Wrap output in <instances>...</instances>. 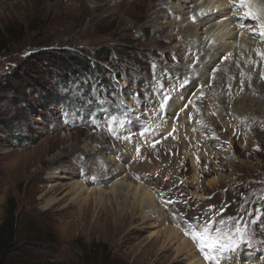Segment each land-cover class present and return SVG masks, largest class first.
<instances>
[{"label":"rangeland","instance_id":"374dc122","mask_svg":"<svg viewBox=\"0 0 264 264\" xmlns=\"http://www.w3.org/2000/svg\"><path fill=\"white\" fill-rule=\"evenodd\" d=\"M163 1L165 7L157 13L159 0H0V31L6 27L17 28L15 39L6 50L0 51V222L10 207L15 208L17 220L15 246L9 252L7 264L37 260L85 264L96 245L107 248L113 260L111 264H188L193 257L191 250L204 264H213L205 260L185 231L199 230L214 216L226 219L244 215L247 218L248 211L259 215L256 208L262 205L256 198L249 200L243 212L240 206L244 204L241 193L245 197L252 192L264 195V130L259 128L264 120L258 118L254 131L235 132L234 126L221 124L222 120L230 118L227 112L217 115L208 100V106L201 103L204 94L211 99L210 84L219 81L222 65L228 67L229 63L235 67L249 60L247 63L253 72L264 77L261 74L264 60L256 54L254 57L251 51L253 47L264 53V44L256 41L257 34L242 31L258 26L244 18L235 0ZM257 4H264V0H258ZM208 15L209 19L205 17ZM204 17V23L196 26ZM151 27L165 29L157 36ZM238 31L251 43L246 50L239 48V39L238 42L230 39L239 35ZM261 37L264 41V35ZM218 46L223 47V52L214 50ZM63 48L75 51L79 57L91 55L89 62L93 69H96L93 53L111 49L107 59L99 62L106 73L96 70L97 79L92 81L91 71L82 69L75 80L63 85L55 76L50 77L51 66H55L48 63L52 58H48L49 51ZM202 50H208L207 57H203ZM216 52L219 53L215 57H220L219 61L213 58L214 67L208 58ZM110 54H115L116 58ZM200 58L204 65L199 67L207 68V73L203 70L204 73L199 71L201 75L194 74ZM221 62L223 64L219 65ZM153 64H157L155 76ZM108 71L116 75V81ZM237 75L233 71L228 81L240 86V81L235 80ZM187 79H191V83L182 87ZM161 86L174 97V111L167 114L158 108L160 97L155 91ZM134 93H139L138 98L132 95ZM190 97L197 101L192 105L197 110L191 107ZM97 98L106 101L103 108L107 113L100 111V105L95 103ZM233 104L228 111L236 118L231 111ZM185 105L186 110L191 107L188 118L182 116L184 123H181L176 113L174 120L172 114L185 110ZM128 107L134 111L129 112ZM247 110L244 112L261 117L259 113H264V106L257 100ZM92 111L98 113L95 123L89 119ZM193 112L199 113L200 119H196ZM112 115L118 119L109 131L107 120ZM171 117L175 122L172 129L166 125H170ZM9 120L14 124L16 137L3 124ZM121 120L126 122L121 125ZM137 123L141 125L139 130H136ZM219 124L222 131L226 130L218 136L212 126L218 129ZM167 127L170 130H165ZM131 129L134 133L127 139L126 134ZM203 135L212 136L214 140L201 137ZM215 143L219 145L217 148ZM256 146L259 151L254 150ZM98 161L112 165V172L118 170V174L127 176L134 184L147 186V189L143 187L155 197L152 198L159 203L160 211L145 208V211L137 209L131 213L128 210L120 214L123 207H130L132 203L129 197L123 203V186L116 190L117 197L107 195L112 185L128 180L116 179L118 174L112 178L108 169L111 178L99 182L106 170L97 165ZM130 175L136 177V181ZM79 181L85 191L75 195L71 188L73 185L76 188ZM248 181L254 183H246ZM100 185L105 191L97 204L91 188ZM87 194L88 198L83 200ZM166 201L175 202L166 205ZM224 205L228 207L220 214ZM158 212L163 214L164 220L159 218ZM166 225L177 228L189 241V248L178 253L176 236L167 241L161 232ZM216 226L213 225V230ZM254 230L252 243L242 245L230 262L225 259L222 264H264V231L259 227Z\"/></svg>","mask_w":264,"mask_h":264},{"label":"bare ground","instance_id":"6f19581e","mask_svg":"<svg viewBox=\"0 0 264 264\" xmlns=\"http://www.w3.org/2000/svg\"><path fill=\"white\" fill-rule=\"evenodd\" d=\"M257 1L258 0H255V3L257 4ZM162 2H164L163 0H159V2L157 3V5H156V8L158 9V11H155V12H157V13H159V11L161 10V9H163L164 7H163V4H162ZM222 2V1H221ZM223 3V2H222ZM219 4H221L220 3V1H219ZM222 5V4H221ZM258 5V4H257ZM154 7V6H153ZM242 9V8H241ZM219 13V11H217V14ZM244 13V9H242V13L241 14H243ZM155 14V13H154ZM157 16V15H156ZM209 16V15H208ZM211 16V15H210ZM244 16V15H243ZM214 17V16H213ZM207 19H208V17H206ZM244 18H246L247 20H249V21H254L256 24H257V26H258V28L257 27H254V25H253V28H251V31L249 30H247L246 28H244V30H242L243 32H245V33H247V34H257V38H259V39H257L256 38V41H259V42H261V45H262V43L264 44V41H263V38L261 37L262 35V33H260V34H258L259 32H262V31H264V29H261L260 28V23H261V21H258V20H252L250 17H247V16H244ZM154 19V18H153ZM152 19V20H153ZM204 20H205V17L204 18H202V19H200V20H198L197 21V24H196V26H200V25H202L203 23H204ZM243 20V19H242ZM228 23H229V21H227ZM253 22V23H254ZM227 23V24H228ZM240 23H242V22H240ZM248 23H250V22H248ZM254 23V24H255ZM163 26V25H162ZM256 26V25H255ZM164 27H166V26H164ZM164 27H161V30H159V29H154V28H152L154 31H153V33L154 34H157V36H159V34L165 29ZM221 27V26H220ZM237 26H235L234 27V30L235 29H237L236 28ZM248 27V26H247ZM223 28H225V27H223ZM239 29V28H238ZM247 31H246V30ZM250 29V28H249ZM149 30V29H148ZM147 30V31H148ZM220 30V29H219ZM254 30V31H253ZM147 31H146V33H147ZM239 32V31H238ZM238 32H236V33H238ZM225 33H226V31H225ZM150 34V33H149ZM166 34V33H165ZM243 34H242V32H239V35H235L234 36V38H230V39H235L236 41H237V39H239V42H240V47L239 48H241V49H243V50H246L250 45L249 44H251L250 42H249V40L246 38V37H244V36H242ZM164 36V35H163ZM171 36V35H170ZM253 36V35H252ZM151 37V36H150ZM167 37V36H166ZM179 37H181V36H179ZM255 37V36H254ZM250 38V37H249ZM154 39V38H153ZM161 39V38H160ZM166 39V38H165ZM172 39V38H171ZM219 39V38H218ZM229 39V37H228V39L227 40H230ZM168 40V39H167ZM184 40H185V38H184ZM164 41H166V40H164ZM176 41V40H175ZM159 42V41H158ZM215 42V41H214ZM238 42V41H237ZM162 43V42H161ZM180 43V42H179ZM254 45V44H253ZM181 46V45H180ZM252 46V45H251ZM161 47V46H160ZM180 48V47H179ZM185 48V47H184ZM237 47H235V49H236ZM252 48V49H251ZM251 48H249V52H253L252 54H253V56L256 54V55H258L260 58H261V60L263 61L264 60V58H263V55H264V53L262 52L261 53V51L260 50H258L257 48H253V47H251ZM142 49V48H141ZM140 49V50H141ZM186 49V48H185ZM205 49V48H204ZM220 49V51H221V49L223 50V47L222 46H218L217 48H215L214 50L216 51V50H219ZM224 49H228L227 47H224ZM235 49H234V52H235ZM250 49H251V51H250ZM254 49V50H253ZM162 50V49H161ZM167 50V49H166ZM169 50V49H168ZM188 50V49H187ZM209 50V49H208ZM208 50H207V52H204V51H206V50H202V52L203 53H205V54H202L203 55V57L205 58V57H207V55H208ZM236 50H238V49H236ZM153 51V50H152ZM163 51V50H162ZM221 52H223V51H221ZM228 52V51H227ZM154 53V52H153ZM160 53V52H159ZM162 53V52H161ZM219 52H216V53H211V57L210 58H208L209 59V62H210V64H212L214 61V59H219V57L220 56H217V57H215L217 54H218ZM243 53V52H242ZM246 53H248V52H246ZM149 55H150V53H149ZM152 55V54H151ZM177 55V54H176ZM187 55V54H186ZM188 55H190V54H188ZM194 55V54H193ZM192 55V56H193ZM232 55V54H231ZM244 56H245V51H244V54H243ZM255 55V56H256ZM156 56H157V54H156ZM168 56V55H167ZM200 56V55H199ZM254 56V57H255ZM154 57V56H153ZM161 57V56H160ZM179 57V56H178ZM188 57V56H187ZM197 57V56H196ZM215 57V58H214ZM245 57H247V55L245 56ZM259 57H257V58H259ZM176 58V57H175ZM181 58V57H180ZM214 58V59H213ZM226 58V57H225ZM244 58V57H243ZM249 58V57H248ZM247 58V59H248ZM152 59V58H151ZM166 59V58H165ZM195 59V58H194ZM193 59V60H194ZM232 59V58H231ZM240 59V58H239ZM253 59V58H252ZM177 60V59H176ZM183 60V59H182ZM181 60V61H182ZM197 60V59H196ZM216 60V61H217ZM251 60V59H250ZM256 60V59H255ZM161 61V60H160ZM219 61V60H218ZM217 61V62H218ZM228 61V60H227ZM249 61V60H248ZM247 61V62H248ZM151 62V61H150ZM175 62V61H174ZM178 62V61H177ZM243 62V61H242ZM246 61L242 64L241 63V65H239L238 64V62H237V64L239 65V66H233V65H229V63H228V67L226 66V65H222L223 63L221 62V63H219V65H222L221 67H220V69H219V72H220V74H219V81L218 80H214V81H212L213 82V84H210L211 85V99L209 98H206V95L204 94V97L203 98H201V103H203V104H207V102L209 101V103L211 104V106H213V109H214V111H215V113L217 114V115H219L218 113L219 112H227L229 115H230V118L229 119H227V120H222L221 121V124L224 126V127H226V126H228L229 125V127H232V126H234V130H235V132H245L246 130H249L250 132L251 131H254V124H255V122L258 120V118H262L263 120H264V113H259V114H261L262 116L261 117H259V116H257L258 114H255V113H252V112H250V113H247V112H244L245 110H247V108L250 106V105H252V103H255V102H257V100L260 102V106H264V77L262 78V77H260V75L259 74H257L256 72H253V70H252V68L251 67H249V64L247 63ZM255 62V61H254ZM259 62V61H258ZM176 63V62H175ZM196 63V62H195ZM249 63H250V61H249ZM260 63V62H259ZM183 64H185V62L183 63ZM191 65H192V63H190ZM214 64V63H213ZM212 64V66H214ZM263 64H264V61H263ZM157 65V64H156ZM181 65V64H180ZM179 65V66H180ZM195 65V64H194ZM199 65H204V61L203 60H201V58L200 59H198V64H197V66H195L194 67V74H196V73H199V71H206V69L204 68V66L202 67V68H200L199 67ZM234 65H236V63L234 64ZM253 65L255 66V64L253 63ZM253 65H251V66H253ZM153 66V65H152ZM184 66V65H183ZM230 66V67H229ZM253 66V67H254ZM158 67V66H157ZM214 67H216V66H214ZM186 68V67H185ZM192 68V67H191ZM210 69V68H209ZM254 69V68H253ZM163 70H165V69H163ZM168 70V69H167ZM175 70V69H174ZM190 70V69H189ZM214 70V69H213ZM179 72H181V70H178ZM186 71V70H185ZM204 71H203V73H204ZM212 71V70H211ZM233 71H236L237 72V77L235 78V80L236 81H240V86H238L237 84H236V82H231V81H228V78H229V76H230V74L233 72ZM160 72V71H159ZM159 72H157V74L159 73ZM187 72V71H186ZM202 73V74H203ZM206 73H207V71H206ZM218 73V72H217ZM179 74V73H178ZM200 74V73H199ZM199 74H197V75H199ZM261 74H264V65H263V70H262V73ZM150 75V74H149ZM192 75H193V73H192ZM201 75V74H200ZM241 75V76H240ZM157 76V75H156ZM189 76V75H188ZM203 76H204V74H203ZM202 76V77H203ZM199 77V80H200V76H198ZM156 79V78H155ZM203 79H205V78H203ZM202 79V80H203ZM217 79V78H216ZM171 80H173V79H171ZM177 80V79H176ZM188 80V79H187ZM211 80V79H210ZM223 80H225L226 82L224 83L223 82ZM179 81V80H178ZM182 81V80H181ZM193 81V80H192ZM204 81V80H203ZM207 81V80H206ZM154 83V82H153ZM177 83V82H176ZM182 83H183V81H182ZM197 83V82H196ZM209 83V82H208ZM211 83V82H210ZM157 84V83H156ZM169 84V83H168ZM173 84V83H172ZM178 84V83H177ZM190 84V83H189ZM176 85V84H175ZM198 85H200V84H198ZM158 86V85H157ZM164 86V85H163ZM182 86V85H181ZM175 88H177V87H175ZM195 88V87H194ZM200 88V87H199ZM202 88V87H201ZM165 89V88H164ZM168 89V88H167ZM174 89V88H173ZM178 89H179V87H178ZM177 89V90H178ZM191 89H193V88H191ZM204 89H205V87H204ZM197 90V89H196ZM206 90V89H205ZM208 90V89H207ZM173 91V90H172ZM195 91V90H194ZM193 91V92H194ZM198 91H200V89L198 90ZM155 92H157V91H155ZM178 92V91H177ZM176 92V93H177ZM185 92L186 91H184L183 92V94H185ZM206 92V91H205ZM209 92V91H208ZM227 92V93H226ZM175 93V92H174ZM175 93V94H176ZM180 93V92H179ZM192 93V92H191ZM195 93V92H194ZM196 93H198L197 91H196ZM155 94V93H154ZM193 94V93H192ZM177 95V94H176ZM180 95V94H179ZM187 95V94H186ZM208 95V94H207ZM155 96V95H154ZM153 96V97H154ZM158 96V95H157ZM178 96V95H177ZM180 96H182V95H180ZM184 96V95H183ZM182 96V97H183ZM193 96V95H192ZM191 96V97H192ZM194 96H196V94L194 95ZM193 96V97H194ZM202 96V95H201ZM251 96L253 97V98H251ZM179 97V96H178ZM177 97V98H178ZM189 98V100H191V107H193L194 109H196V107H194V106H192L193 104L195 105V104H197V101H192V98ZM247 97H250V99H247ZM258 97H261V98H258ZM158 98V97H157ZM180 98L181 97H179V99L178 100H180ZM186 98V97H185ZM203 99H205L206 101V103L204 102V101H202ZM183 100V99H182ZM181 100V101H182ZM208 100V101H207ZM174 102V101H173ZM199 102V101H198ZM185 103H187V100H186V102ZM188 103H190V102H188ZM201 103H200V109H201ZM232 103H234L233 104V106H232V108H233V110H231V111H234V113L237 115V117L235 118L234 116H232V114L228 111V108L232 105ZM199 104V103H198ZM183 105V104H182ZM184 106V105H183ZM182 106V107H183ZM206 106H208V105H206ZM182 107H180V109L182 108ZM191 107H188V110H186V107H185V110H182L181 109V111H178L177 112V110L175 111V113H173L172 114V116L174 117L175 116V114L177 113V115H176V117H178V119H177V121L179 120V118H180V120H181V117L182 116H184V119L185 118H188V116H189V112H190V108ZM159 108V107H158ZM177 109H179V107L177 108ZM179 109V110H180ZM207 109V108H206ZM212 109V110H213ZM231 109V108H230ZM197 110V109H196ZM208 110V109H207ZM225 110V111H224ZM241 110H243V111H241ZM168 111H173V110H171V109H169ZM248 112H249V110H247ZM155 113V112H154ZM164 113V112H163ZM208 113V112H207ZM212 113V112H211ZM226 113V116L228 115ZM221 114V113H220ZM158 115V114H157ZM169 115V114H168ZM160 116V114L158 115V117ZM193 116L196 118V119H200L199 118V113H198V115H197V113L195 114L194 112H193ZM216 116V115H215ZM257 116V117H256ZM229 117V116H228ZM163 118V117H162ZM165 118V117H164ZM163 118V119H164ZM216 118V117H215ZM234 119V120H231V119ZM166 119V118H165ZM169 119V118H168ZM217 119V118H216ZM222 119V118H221ZM223 119H225V118H223ZM158 120V119H157ZM161 120V119H160ZM171 121H170V125H168L167 123H166V125L169 127V128H171L172 129V127H174V123L172 122V121H174L175 120V117H174V120H172V117H171V119H170ZM212 120V119H211ZM186 121V123L187 122H189V121H187V120H185ZM159 122V121H158ZM180 122V121H179ZM233 122V123H232ZM155 123V122H154ZM163 123H164V121H163ZM178 123V122H177ZM181 123H184L183 122V120H181ZM165 124V123H164ZM179 124V123H178ZM228 124V125H227ZM153 125V124H152ZM159 126V125H158ZM157 126V127H158ZM201 126H203V125H201ZM222 126V127H223ZM128 127H129V125H128ZM163 127V126H162ZM165 127V126H164ZM167 127V129H165V130H170L169 128ZM179 127V126H178ZM198 127H199V125H198ZM176 128H177V124H176ZM201 128H203V127H201ZM221 126H220V124H219V126H218V129H215V128H213V126H212V129L214 130V133H215V135H222V134H224L225 132V130L224 131H222L221 129ZM261 130H264V125L262 126V127H259ZM164 129V128H163ZM179 129V128H178ZM181 129V128H180ZM188 129V128H187ZM152 130H154V128L152 129ZM205 130H208V129H204L203 128V131H205ZM216 130H218V132L216 131ZM189 131V130H188ZM199 131L200 132H202V130L200 129V127H199ZM209 131V130H208ZM229 131V130H228ZM152 132H154V131H152ZM190 132V131H189ZM249 132V133H250ZM155 133V132H154ZM174 133V132H173ZM182 133H184V132H182ZM177 134V133H176ZM191 134V133H190ZM232 134V131H231V133H230V135ZM254 134V133H253ZM233 135V134H232ZM155 136V135H154ZM157 136V135H156ZM160 136V135H159ZM179 136V135H178ZM201 137H204V138H207L208 140H210V139H212V140H214L213 138H212V136H210L209 138H208V136L207 135H203V136H201ZM159 138V137H158ZM223 138V137H222ZM163 139V138H162ZM224 139V138H223ZM155 140V139H154ZM167 140V139H166ZM229 140H230V137H229ZM165 141V140H164ZM225 141V140H224ZM233 142V141H232ZM168 142L166 141V144H167ZM191 143V142H190ZM199 143V142H198ZM223 143V142H222ZM231 144V143H230ZM230 144L228 145V146H230ZM159 145H160V143H159ZM170 145V144H169ZM193 145V144H192ZM200 145V144H199ZM226 145V144H225ZM232 145V144H231ZM153 146V145H152ZM195 146V145H194ZM205 146H207V145H205ZM217 146H219V145H217L216 143H215V147L217 148ZM177 147V146H176ZM210 147V146H209ZM232 147V146H231ZM150 148V147H149ZM152 148V147H151ZM161 148V147H160ZM163 148V147H162ZM196 148V147H195ZM200 148H201V146H200ZM213 148H214V146H213ZM157 149V148H156ZM204 149V148H203ZM89 151V150H88ZM150 153V152H149ZM60 157V155H58L57 157H55L54 159L56 160V159H58ZM62 157V156H61ZM117 164V163H116ZM97 165H99V167L100 168H103V169H105L106 171H105V173L103 174V175H100V177H99V182H101V180L102 179H109V178H111V175L110 174H108V169L110 170V172H111V174H112V178H114L115 177V175H117L118 174V170L117 171H113L112 172V169H113V166L112 165H110V164H107V163H103V162H101V161H98V164ZM81 166V165H80ZM114 170V169H113ZM91 172V171H90ZM134 172V171H133ZM132 175H134V174H132ZM132 175H130L131 176V178L134 180V181H136V177H134L135 175L137 176L138 175V173L137 174H135L134 176H132ZM80 176V175H79ZM78 176V177H79ZM140 176V175H139ZM126 178V180H128V181H124L123 180V182H120V183H118V184H115V185H112L111 186V193H109L108 195H107V197L108 198H110V197H117L118 195H119V193H117L116 192V190L118 189V187H120V186H123V190H122V195L124 196V200H123V203L125 202V201H127L129 198L131 199V205H130V207H123L122 208V210H121V212H120V214H122V213H124L125 211H130L131 213H133L134 211H136L137 209H141L142 211H145L146 209L145 208H148V210L149 209H151V211L152 210H154V211H160V209L158 208V206H160L159 205V203H157V201L155 200V202H154V200H153V198L152 197H154L153 195H151L146 189V187L147 186H145L144 184L142 185V184H140V183H138V184H140V185H138V184H134L131 180H129L128 179V177L127 176H122V175H120V174H118L117 176H116V179H118V180H120V179H122V178ZM82 178H83V175H82ZM115 179V180H116ZM83 183V182H82ZM76 184V183H75ZM84 184V183H83ZM77 185V187L76 188H74V185L72 186V188L71 189H73V193L75 194V195H80L83 191H85V189H84V187L82 186V184L80 183V181H79V183L78 184H76ZM146 188H144V187ZM92 189V193H93V195H94V199L96 200V201H98L97 202V204H99V202L100 201H102V199H103V196H102V194L104 193V191H105V189H103L102 187H101V185L100 186H98V187H94V188H91ZM125 189V190H124ZM90 196V195H89ZM129 197V198H128ZM88 198V194L85 196V197H83V200H86ZM155 198V197H154ZM129 202V201H128ZM120 203H122V201H120ZM156 211V212H157ZM155 212V213H156ZM126 213V212H125ZM129 213V212H128ZM152 213V212H151ZM159 213V212H158ZM130 214V213H129ZM145 214H147V213H145ZM135 215V214H134ZM151 215V214H150ZM159 215H161L160 213L158 214V216ZM132 216V215H131ZM126 217V216H125ZM129 217V216H128ZM146 217H148V216H146ZM162 218V220H164V216H163V214L161 215V216H159V218ZM168 217H170V215H168ZM131 218V217H130ZM136 218V217H135ZM128 219H126V221H127ZM140 220H141V218H140ZM172 219L170 218V219H168V221L171 223L172 221H171ZM168 226V227H167ZM164 229V228H163ZM160 232V231H159ZM161 232H163L164 233V236H165V239L168 241L169 239H172V237L173 236H176V238H177V240L179 241V243H178V245L175 247V249H176V251H178V253L179 252H181L182 250H183V248H185V247H187V248H189L188 246L190 245L189 244V241L186 239V238H184L183 236H181L179 233H178V230H177V228H174V227H170L169 225H166V228L163 230V231H161ZM161 235H163V234H161ZM161 238V237H160ZM161 239H163V238H161ZM157 241V240H156ZM173 241H175V240H173ZM164 243V242H163ZM171 243H172V241H171ZM191 243V242H190ZM191 249V248H190ZM183 252V251H182ZM191 252H192V256L193 257H191L190 258V260H189V263L188 264H204V262L202 261V259L200 258V257H198L197 256V254H193L194 253V251H192L191 250ZM200 258V259H199ZM202 261V262H201Z\"/></svg>","mask_w":264,"mask_h":264},{"label":"snow or ice","instance_id":"6c2138e0","mask_svg":"<svg viewBox=\"0 0 264 264\" xmlns=\"http://www.w3.org/2000/svg\"><path fill=\"white\" fill-rule=\"evenodd\" d=\"M235 4L239 8L244 9V16L250 17L253 20L261 21L259 26L261 29H264V4L257 5L255 3V0H235ZM262 35H264V31H262ZM152 67L153 75L155 76L156 65L153 64ZM262 76H264V74H262ZM189 83H191V79L185 80L182 87H186ZM117 87L120 86L117 85ZM121 91H123V89H121ZM113 95H115V93H113ZM132 95H135L138 98L139 93H134ZM157 95L160 97V111L165 112V114H167V111L169 109L174 111V97L170 91H164L163 86H161L157 90ZM92 102L93 100L90 97L88 101L89 107H91ZM105 102V100L99 98L95 100V103L100 105V111L107 113L108 110L103 108ZM185 107H187V105H185ZM128 111L131 112L134 110L128 107ZM64 115H66V113H64ZM97 117L98 113L96 111H92L89 114V119L93 123L96 122ZM117 119V116L113 115L110 119L107 120L109 131H112V124L116 122ZM138 119L139 117H137V120ZM125 122V120H121L120 124L123 125ZM128 122L135 123L136 121ZM97 127H100V125H97ZM140 127L141 125L137 123L136 130H139ZM141 135H143V132L141 133ZM126 138L131 139L132 133L128 132L126 134ZM254 150L259 151V146H256ZM246 183L254 182L248 181ZM225 191H227V189ZM241 198L244 200V204H241L240 206L241 212L244 211L251 198L258 199L262 205L261 207L256 208V212L259 213V215L254 214V212L252 211H248L247 218L244 215H238L235 217L229 216L226 219H220L218 216H214L211 218V220H206L204 225L201 226L199 230L193 229L191 231H185V235H189L191 237V239L195 242L197 248L204 255L205 260L212 261L213 264H222L225 259L230 262L231 257L238 254L242 245H250L252 243V240L256 235V232L254 230L255 228L259 227L261 231H264V195H257L255 192H252L249 197H245L244 194L241 193ZM174 202L175 201H166L165 203L167 205ZM227 207L228 205H224L220 209V214H223ZM210 208H214V206H210ZM214 224H217L218 226H216L213 230ZM189 227L193 228L192 225H189Z\"/></svg>","mask_w":264,"mask_h":264},{"label":"trees","instance_id":"16d2710c","mask_svg":"<svg viewBox=\"0 0 264 264\" xmlns=\"http://www.w3.org/2000/svg\"><path fill=\"white\" fill-rule=\"evenodd\" d=\"M16 29L17 28L15 27H6L4 31H0V51L6 50L7 45L10 44L15 39V33H17ZM110 52L111 49L104 48L93 53V57L95 58L94 62H96L95 65L93 64L94 67H96V69L95 68L93 69L91 68L89 62V59L91 60L92 58L91 55L81 53L83 55L79 57L80 54H77L75 51H72L69 48L68 49L63 48V50L61 49L56 52L50 50L48 54V58L50 57L52 58L49 59L48 63L55 66L54 68L53 66H51L54 70L52 68L50 69L51 70L50 73H52L50 77L55 76V78L60 80L61 83L65 85L66 82L75 80L76 76H79L81 74V70L83 69L85 70V72L86 70L87 72L91 71V73L94 75V77H92L93 78L92 81H95L97 79L96 75L98 74L96 70L100 69L101 72L106 73V71H104L105 69L102 68L101 70L99 62L106 60L107 55ZM110 55L116 58L115 54H110ZM113 60L116 61L115 59ZM107 74L113 76V74H111L110 71H108ZM3 124L8 129L10 134L16 137V133L13 130V125H14L13 122L9 120L8 122L4 121ZM14 209H15L14 207H10L5 214V217L0 222V264L8 263L9 252L12 251L15 246V241L17 237V220L14 214ZM102 247H100V245L93 246L92 248L93 252L92 254H90V258L84 261L85 264H111V261L113 260H110V255L107 252V248L105 246ZM27 264H62V263L37 260V261H31Z\"/></svg>","mask_w":264,"mask_h":264}]
</instances>
